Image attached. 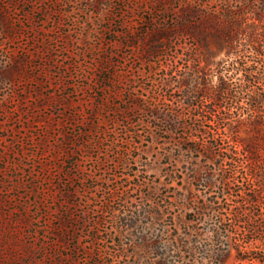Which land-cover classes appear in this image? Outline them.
I'll return each instance as SVG.
<instances>
[{"label":"rangeland","instance_id":"rangeland-1","mask_svg":"<svg viewBox=\"0 0 264 264\" xmlns=\"http://www.w3.org/2000/svg\"><path fill=\"white\" fill-rule=\"evenodd\" d=\"M263 29L264 0H0V264H217L218 224L233 244L220 264H264V241L262 261L236 257L264 211V172L250 180L230 140L252 125L222 136L239 117L228 98L207 112L178 83L261 66ZM250 188L260 203L243 201Z\"/></svg>","mask_w":264,"mask_h":264},{"label":"trees","instance_id":"trees-1","mask_svg":"<svg viewBox=\"0 0 264 264\" xmlns=\"http://www.w3.org/2000/svg\"><path fill=\"white\" fill-rule=\"evenodd\" d=\"M262 35L264 36V29L262 30ZM257 35V34H256ZM232 38H234L232 36ZM233 45V42H232ZM245 46L238 48L237 45L232 46L231 51L233 53H236L238 57L243 58L245 56L244 51L247 48L246 44ZM237 65L235 67L229 68L227 71L228 75H226V79H224L223 76L218 74L219 77V85L214 86H208L206 85L205 88L195 89L191 85V80H189L188 76H184L183 80H178V83H180V88L183 92V96L190 100H197L199 103H192L195 108H202L205 110V108H208L207 112H213L216 111V108H211L206 106V99L207 101H211V103H214L215 107L222 108L223 105H220L221 98H228V103H230L228 106L230 107L229 110L232 108V110H236L239 112V117L237 118V121L230 120L229 122L225 123L223 125L224 132L221 131L220 134L222 136H239V128H236V125L249 123L252 125L253 129V139L250 141H245L244 139H235L232 138L230 140L235 141V148L238 149L239 154L242 152L243 156H245L248 170L247 175L250 178V180L256 181L260 179V176L258 174V171L261 170L264 172V119L260 117L261 112V105H264V91H262L259 96L256 94V88H258L260 85L264 88V64L259 66L261 62L257 59L253 60H245V58L239 62L237 61ZM264 63V62H263ZM205 68H202V71H204ZM217 75V73H216ZM185 85L187 86H183ZM228 96V97H227ZM211 108L212 110H210ZM246 113L248 116H245ZM262 115V114H261ZM229 116H225V119ZM201 125V124H200ZM212 124H203V127H210L207 132H211L212 130ZM176 127H186L187 124L176 122ZM197 130H200V128H197ZM202 131V130H200ZM204 131V130H203ZM227 138H221L220 140L218 138L214 139V147L216 149H224L230 153L231 150L234 152V148L232 147V142L227 141L228 144H226ZM224 160H235V156L232 154H227V156H223ZM228 159V160H227ZM252 166V167H249ZM253 169H256L257 172H254ZM238 169H235V173H237ZM261 178L264 179V176ZM249 191V192H248ZM252 189L250 190H244V193L248 195L245 200L246 202H249L251 204L260 203L261 202V194L258 193V189H254L253 193H250ZM241 201L242 204L245 202ZM241 204V205H242ZM200 205L203 207L204 211L202 212L203 215L207 214V210H213L215 213H217V209L214 207V205L211 202L205 201ZM243 205L240 206V210L237 211V217L242 220V210ZM263 209V208H262ZM260 209L259 214L255 216L254 218L257 220L258 225H251V222L249 220H245V223H247L248 228H246V235L249 234V232H257V236L247 238L245 239L244 245H238L237 250V259L242 261H247L248 259H255L262 261V258L259 254L258 248L261 241H264V227L263 224V215L264 211ZM252 210H246L244 209V214L251 213ZM256 215V214H255ZM257 217V218H256ZM252 218V217H251ZM260 222H259V221ZM129 224V223H127ZM132 224V223H131ZM186 238L188 240L182 243V246L180 247L181 251H184L185 253H188L189 259H195L196 258V252L198 251V246H196V242L192 241L189 237L193 236L192 232L186 233ZM214 235L215 240L220 242L221 245H225V247L219 249V250H213L212 253L205 255L206 258L209 260L215 261L217 264H220L224 261L226 251H228L231 247H233V244H230V237L229 234H225L224 229L218 224L217 227L214 228ZM229 243V244H228Z\"/></svg>","mask_w":264,"mask_h":264}]
</instances>
